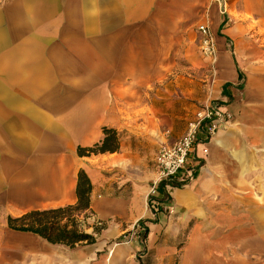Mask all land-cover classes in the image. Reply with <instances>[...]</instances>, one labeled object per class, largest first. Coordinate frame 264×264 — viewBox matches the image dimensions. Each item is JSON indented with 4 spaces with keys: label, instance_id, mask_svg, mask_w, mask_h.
<instances>
[{
    "label": "crops",
    "instance_id": "obj_1",
    "mask_svg": "<svg viewBox=\"0 0 264 264\" xmlns=\"http://www.w3.org/2000/svg\"><path fill=\"white\" fill-rule=\"evenodd\" d=\"M216 1L0 0V264H255L233 252L232 187L247 189L249 166L227 153L231 127L206 154L200 140L193 179L165 181L158 209L149 207L158 148L184 134L172 131L186 109L182 81L171 98L175 51L183 46L195 71L203 65L184 47L198 24L215 55L208 83L193 81L195 96L204 86L205 105L235 117L241 98L264 100V0ZM104 127L119 149L79 157ZM81 170L92 185L87 219L105 227L95 243L69 249L8 228L9 217L75 205ZM251 192L250 212L263 219L261 194Z\"/></svg>",
    "mask_w": 264,
    "mask_h": 264
},
{
    "label": "rangeland",
    "instance_id": "obj_2",
    "mask_svg": "<svg viewBox=\"0 0 264 264\" xmlns=\"http://www.w3.org/2000/svg\"><path fill=\"white\" fill-rule=\"evenodd\" d=\"M211 1L217 2L216 0ZM200 25L205 24H198L196 26V31L189 39V44L184 46L186 49H196L197 55L199 56L197 60L200 58L203 64L201 65L200 70H194V65L191 63V56L189 61H186L185 57L182 56L185 52L183 50V46L178 47L175 51L180 54H175L176 57L174 61L177 62V65H175V69L170 71L169 75L171 83V98L174 97L173 94L178 89V86L175 85V79H178V81L180 80L183 82V85L180 83V85L183 86L180 87V89L183 88L185 94L183 101L182 98L180 99L179 106L181 107L182 103H184L186 109L184 112V118L175 119L172 130L173 132L178 130H184L183 133L186 132L188 125L194 120L196 114L204 107L205 99L207 95H209L207 89L202 86L201 92L195 96L193 87L194 79L198 81V83L201 81L204 83V81H207L210 73V69H208V66L206 65L211 62V59L206 57L201 50V35L198 31V26ZM174 49L175 48L171 49V51H174ZM206 83H208V81ZM62 90L63 87L60 89L58 86L57 92L61 93ZM252 90L255 92L254 88ZM253 92L251 94H253ZM193 96L196 97V100H193ZM261 98L264 99V93ZM176 104H178V102H176ZM238 110L239 114L237 117L233 116L230 112H226L228 115L226 122L220 129L221 131H226L229 127H231L230 129L235 131L234 137L231 140V149L227 153H230L229 155L234 161V153H242L243 158L245 159L243 162L247 163L246 167L249 166V170L246 171L247 173H245L244 176L245 180H249L247 189L239 190L236 182L232 187L235 194L233 198L235 205L233 212L236 213V215L234 214L230 220L232 227L235 231H238L236 234H239H235L233 240V252L235 258H240V260L248 259L253 261L252 263L255 264H264V215L263 219L260 220L253 216V213H251L249 209L250 205L247 197V194H252L251 191H255V193L258 194L259 192V194H261V202L264 201V192H261L262 189L264 191V100H253L252 98L244 100V98H241L238 103ZM138 144L139 146L143 144V153L145 156L150 158V143L145 138L142 140L140 136L138 138ZM91 146H93V144L81 147ZM220 182L222 183L219 185L223 190H230L231 186L229 184L227 185L225 181ZM262 210L264 211V207ZM215 218H218L216 221L221 220L218 215H213L210 221H214ZM80 222L81 228L86 233L91 234L93 231L91 226L95 224V221L91 218L83 221L82 217H80ZM119 240L117 241L115 239L110 245L120 242ZM123 240L125 241V239H122V241Z\"/></svg>",
    "mask_w": 264,
    "mask_h": 264
},
{
    "label": "trees",
    "instance_id": "obj_3",
    "mask_svg": "<svg viewBox=\"0 0 264 264\" xmlns=\"http://www.w3.org/2000/svg\"><path fill=\"white\" fill-rule=\"evenodd\" d=\"M103 137L91 147H77L79 157L97 155L100 153H114L119 149V135L116 130L104 127ZM165 181L158 185L159 188ZM92 185L90 180L81 170L77 178V203L73 206L32 211L20 217L7 219V226L16 232L30 233L40 237L46 242L67 247L75 248L76 245H90L95 243L96 236H99L105 228L104 224L92 225V233H86L81 228L80 217L86 220L89 217L90 193ZM157 201L156 197H150L149 202ZM146 236V231H138V235Z\"/></svg>",
    "mask_w": 264,
    "mask_h": 264
},
{
    "label": "built area",
    "instance_id": "obj_4",
    "mask_svg": "<svg viewBox=\"0 0 264 264\" xmlns=\"http://www.w3.org/2000/svg\"><path fill=\"white\" fill-rule=\"evenodd\" d=\"M201 35V50L206 57L212 59L215 55V46L212 36L206 26H198ZM227 113L218 108L205 105L197 114L194 120L188 125L186 132L171 144H161L158 148L155 161V179L149 187V198L157 195L158 185L163 181L175 179L182 175V181L193 179L192 168H187L193 153L196 152L198 142H202V152L208 153L206 142L216 135L224 125ZM151 209H158L156 201L149 202Z\"/></svg>",
    "mask_w": 264,
    "mask_h": 264
}]
</instances>
